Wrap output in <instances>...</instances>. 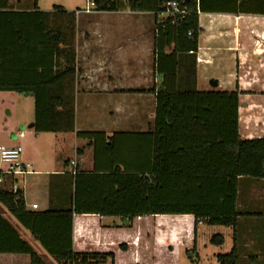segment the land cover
Instances as JSON below:
<instances>
[{
    "label": "trees",
    "instance_id": "obj_1",
    "mask_svg": "<svg viewBox=\"0 0 264 264\" xmlns=\"http://www.w3.org/2000/svg\"><path fill=\"white\" fill-rule=\"evenodd\" d=\"M40 1L34 0V11L27 12H15L0 4V93L33 97L36 134L74 133L77 12L58 6L39 12ZM242 1L241 6L247 9L241 13L262 15L254 0ZM94 3V12L98 13L129 10L158 17L172 13V3L188 10L182 18L163 21L157 30L155 72L164 80L156 93L153 129L146 134V170L134 166L133 171L124 172L115 166L109 175L77 173L72 205L42 213L26 209L21 181L13 180L10 189H6L4 181L9 176L0 174V205L48 255L63 264H105L108 259L116 264L115 252L76 251V216L122 217L129 222L126 229H131L137 218L146 217L149 221L156 216L193 215L209 226L235 228L241 215L237 208L240 178L264 180V137L243 140L239 135L237 93H198L195 68L192 85L190 68L185 73V77L189 76L187 83L182 87L176 84L181 59L196 58L199 13L209 10L206 0ZM170 45L173 50L168 48ZM107 147L114 151L112 141ZM148 228L146 253L144 261H137L139 264H154L155 227L152 224ZM211 243L222 246L224 237L215 235ZM128 249L127 244L120 245L121 252ZM217 259L219 264H238L239 257L234 248ZM0 264H43L1 211Z\"/></svg>",
    "mask_w": 264,
    "mask_h": 264
},
{
    "label": "crops",
    "instance_id": "obj_2",
    "mask_svg": "<svg viewBox=\"0 0 264 264\" xmlns=\"http://www.w3.org/2000/svg\"><path fill=\"white\" fill-rule=\"evenodd\" d=\"M44 1L38 3L39 12H46L40 7ZM254 1L260 5L258 10L262 15L241 13L247 9L241 6L242 0H206L209 10L199 13L200 38L196 58L190 60L183 57L181 70L176 78V84L184 86L189 77H185V73L190 68L192 85L195 68L198 93H237L239 135L243 140L257 138H253L252 131L248 129L244 136L241 135V114L244 113L248 119L255 110H261L255 121L264 127V0ZM32 2L34 0H0L2 6H7L15 12L34 11ZM92 14L96 15L94 25L97 27L86 35L82 32L80 24L85 17ZM81 15L77 11L76 131L36 134L33 129L34 109L31 119L20 123V126L28 124L33 132L32 150L28 153L24 150L23 155L24 160L32 164V173L20 178L26 209L30 212L42 213L51 209L69 208L72 205L74 178L77 173L109 175L115 166L124 172L133 171L134 166L146 170V141L149 146L146 134L152 132L156 93L160 88L157 85L164 80L155 72L157 49L154 53V77L150 79L154 87L146 88V77L141 75L145 71L144 59L149 47L148 45L146 47V38L144 37L142 43L137 37H133L131 31L127 32L128 36L118 37L111 29H104L102 26L105 23L109 24L112 18L120 17L125 21L129 20L130 27L137 23L146 32V21L150 19V15H154L146 12L123 14L93 12L85 14L84 17ZM169 18L172 17L164 14L154 16L153 19L157 23ZM85 36L88 39L85 40ZM168 48L173 50L171 45ZM85 50L87 54H84ZM134 53L137 57L135 73L132 64ZM251 73L256 75L252 87L260 86L256 92L247 91V79ZM86 84L90 85L89 88H92L97 100L110 101L109 112H105L104 103L101 102L99 108L86 107L85 117L80 115L79 102L90 100V90L81 88ZM247 93L259 97L263 105L254 106L249 103L250 101L247 102L251 99L248 97H252ZM21 96L34 102L31 96L22 94ZM146 101H149L148 104L154 109L152 121L147 125ZM135 108L137 112L134 111ZM135 114H138V117L134 116ZM21 133L25 135L23 138L25 139L27 135L21 130L18 135L12 134L10 140L0 142V146H17L15 140L19 139ZM48 134L56 137L57 145H50L52 150L57 149L59 145L66 153L72 149L75 156L68 158L63 151L59 155L62 157L57 158L55 164L47 165L45 160L42 162L38 150L46 139H53V136H44ZM110 141L113 143V152L107 149ZM89 142L91 145L88 146ZM238 191L237 208L241 215L235 228L209 226L206 222L195 219L193 215L156 216L155 219L158 220L154 228L156 250L158 248L173 250L171 244L184 241L185 252L189 254V259L194 264H219L218 256L230 254L234 248L238 253V264H264V180L240 178ZM0 211L3 218L40 257L43 264H63L48 255L41 244L2 205ZM145 222L146 217L137 218L132 222V228L126 229L129 222L122 217L76 216L74 247L80 252H115L116 264H139L137 261H144L146 253V228L143 226ZM215 235L224 237L222 246L211 243ZM34 242L40 248L36 247ZM122 244L129 247L126 253L120 250ZM166 258L168 260L169 256ZM164 260L158 262V257L155 256L154 264H164ZM105 264H111V260L108 259ZM177 264H181L180 261Z\"/></svg>",
    "mask_w": 264,
    "mask_h": 264
},
{
    "label": "rangeland",
    "instance_id": "obj_3",
    "mask_svg": "<svg viewBox=\"0 0 264 264\" xmlns=\"http://www.w3.org/2000/svg\"><path fill=\"white\" fill-rule=\"evenodd\" d=\"M33 1V0H32ZM87 0H45L42 5H40L42 10H46V12L48 11H52L54 9V7L56 5H59L58 7H62L65 8L66 10H74L75 12L79 11L80 14H82L81 16L84 17L86 16L85 13L83 14L82 12L86 9V5H87ZM33 3V2H32ZM131 12L129 10H122L118 13H128ZM155 16V15H154ZM154 16L150 15V19L148 21H146V32L143 30V27H141L139 24L135 23L134 26L130 27V21H125L124 19L120 18V17H114L109 21L108 23H105L102 28L104 29H111L113 34H117L118 37H121L123 35H127V32L131 31L133 37H137L138 40H141V42H144V37L146 38V47L147 45L148 47V51L146 52V58L145 60V71L143 74H141L142 76L146 77V88H152L154 87L152 85V83L150 82V79H152V77H154V67H155V39H156V35H157V30L159 29V25L162 24L163 21H160L157 23H155L156 21H154ZM161 16V15H160ZM95 18L96 15L92 14L90 16H87L83 19V21L81 22V30L82 32H84V34H88V32L91 33L92 29L94 27H97L94 25L95 22ZM159 23V25H158ZM85 40L88 39L84 38ZM124 39V38H123ZM148 41V42H147ZM92 44V43H90ZM137 47V46H136ZM84 54L86 53V50L84 51ZM132 64H133V71L134 73L137 71V57L135 56V53L132 57ZM248 72H250V70H248ZM250 75V74H248ZM255 77L256 75L254 73H251V75L248 77V81H247V91H258L259 89V85H254L252 87L251 84H255ZM156 85V84H154ZM161 82L157 85L158 88L160 87ZM89 84L86 85H82V89H88L90 90L89 92V97L90 100L86 101V100H81L79 102V107H80V115L84 116L86 114V107L89 108H99V104L102 102V104L104 103L103 109L105 110V112H109V105H110V101H99L97 100V98H95V93L93 92L92 88H89ZM145 87V85H144ZM251 87V88H250ZM248 95H252L250 93H247ZM251 99H248V101H250L249 103H252L254 106H262V101L259 97H257L256 95H252V97H248ZM149 102V101H148ZM148 102L146 101V125L150 124V122L152 121V117H153V107H151L152 105L148 104ZM243 103V102H242ZM33 105L34 102L31 99H23L21 94H16V93H7V94H0V142L2 141H6V140H10L12 134H17L22 130L25 132V134L27 135V137L25 139H17L15 140V145H22L24 150H26V153H28V151L32 150V145H31V140H32V129L29 128L28 124L26 126H20V123L31 119V115L33 114ZM252 106V108H256ZM254 109L252 111H254ZM99 110V109H98ZM135 112H137V109H134ZM257 114H261V110H255L252 114H250V117H248V119H246L247 117L244 116V113L241 114V119H240V132L241 135L244 136L246 129H248L249 131H252V137L253 138H262L264 137V127H261L260 125H258V123L255 121V118L257 117ZM134 116L138 117V114H135ZM85 117V116H84ZM83 124V123H82ZM35 132V131H34ZM250 133V134H251ZM44 136H53L52 140L46 139L45 142H42L43 145L40 146L38 153H39V158L41 159V161L43 162L45 160V162L47 163V165L51 164H55L56 159L60 158L62 156H59L62 154V152L64 151V149L62 150L60 148V146L58 145V148L55 150H52L50 148L51 144H56L57 145V141H55L54 137L55 135L53 134H48V135H44ZM52 141V142H51ZM51 142V143H50ZM13 145V146H15ZM69 145V143H68ZM7 147H9V145H7ZM46 147V149H45ZM68 149V148H67ZM65 155H67V157H72L75 156L74 151L71 149V151L69 153H66L64 151ZM148 153V147L146 144V155ZM79 157V156H78ZM24 159V158H23ZM13 178H10L4 181V188L6 189H10V186L13 182ZM20 181V179H18ZM19 182V186H20ZM18 186V185H17ZM17 186L15 187V189H17ZM1 187H3V185H1ZM158 220L156 219H152L149 221H146L145 224L143 225L145 228H147L149 230V226H151L153 224V226L155 227V225L157 224ZM19 225V224H18ZM147 237V235H146ZM149 237H147L148 239ZM155 232L153 234V240H154V257H158V262H161L164 260V264H177L178 261H180L181 264H194L193 262H191V260L189 259V254L185 252V248H184V241H179V242H175L173 244H171V246L173 247V250H169V248H166L165 250H163V248H158L156 250L155 247ZM145 241V239L143 240ZM34 244L36 245V247L40 248L39 245L37 243L34 242ZM169 251L170 254H169ZM157 253V255H156ZM166 256H169L168 260L166 258Z\"/></svg>",
    "mask_w": 264,
    "mask_h": 264
},
{
    "label": "built area",
    "instance_id": "obj_4",
    "mask_svg": "<svg viewBox=\"0 0 264 264\" xmlns=\"http://www.w3.org/2000/svg\"><path fill=\"white\" fill-rule=\"evenodd\" d=\"M86 9L83 11L85 14H91L94 12L95 3L94 0H87ZM172 13H167L172 18L173 17H183L188 13L187 8H181L177 3L171 4ZM192 33H189L191 36ZM163 79V78H161ZM19 139H23L25 135L21 133ZM24 148L22 145H17L15 147L0 146V174L9 176L10 178L20 179L28 174L32 173V164L26 162L23 159ZM74 165V163H72ZM15 189V187H14ZM189 251V249H187Z\"/></svg>",
    "mask_w": 264,
    "mask_h": 264
}]
</instances>
